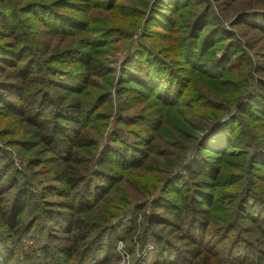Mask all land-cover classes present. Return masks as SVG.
Here are the masks:
<instances>
[{"label":"trees","instance_id":"1","mask_svg":"<svg viewBox=\"0 0 264 264\" xmlns=\"http://www.w3.org/2000/svg\"><path fill=\"white\" fill-rule=\"evenodd\" d=\"M3 1L0 0V3ZM114 1L120 0H55L49 4H27L23 11L29 13V17L35 16L42 24L45 30L43 32L48 35L46 42H36L37 45L32 43L28 33L21 32L25 28L19 18L0 11V28L5 29V42L0 44V109L4 110L9 119L27 129L20 128L22 136L15 140V144L20 143L25 154H30V150L36 146L45 151L46 161L51 163L52 179L56 184L46 190L51 191L50 195L68 199L59 205L42 200L38 216L29 223H21L22 206L32 203V193L25 187L15 190L10 206L5 210L0 208V219L7 233H0V264H16L12 259L23 253L21 250L25 237L37 219L45 232L38 248V253L45 262L36 264H68L70 261L69 264H80L88 252L96 255L98 249L114 250L117 241L125 244L134 241L140 249H144L143 246L149 238L146 231L151 225L167 227L170 232L177 234L175 238H166L159 230L150 233L156 250L152 264H264L263 249L255 246L252 241L256 234L241 233L243 227L242 230L238 229L240 223L247 219L264 243V207L261 209L257 206L259 200L253 195L245 196L244 191H241L235 203L220 202L221 194L215 196L214 190L210 192V186H207L213 184L217 167L213 168L205 159L203 161V158L199 160L195 157L197 162L187 164L183 168V175L171 176L176 164L162 161L164 154L160 149L168 146L173 139L184 140L180 135L184 128L187 127L190 131L192 129L185 119L196 116L192 111L194 106L191 105L195 103L186 94L189 83L196 76L199 83L209 89L207 92L210 97L221 101L218 111L229 109L231 99L237 91L231 80L234 70L231 61H239L241 67L243 64H250L246 58L240 57L245 55L244 50L240 45L235 50L231 42L228 45L223 44L226 40L222 34L224 30L213 23L211 35L202 39L199 44L205 49L208 48L212 54H205L204 57L213 60L214 50L220 49L221 60L225 61L221 66L209 68L208 64L199 68L198 60L192 61L191 55L186 53L177 64V69L188 74V77L174 76L171 67L164 68L167 72H163L169 76H162L159 72L153 76L147 75L150 68L154 67H148V58L144 59L147 66L142 59L134 58L130 63L133 65L123 67L120 78L113 81L110 76L112 70L102 59L104 54L113 49V41L105 36V30H96L95 19L101 18V14L94 10H104L108 18L117 19ZM203 2L208 10L207 1L194 0L192 5L199 6ZM58 5L70 8L73 17L68 14L64 17L53 14L51 8ZM206 10L197 13L192 20L191 29L197 31L195 33L203 32L198 27L200 21L208 24L213 22V18L202 20L207 15ZM36 11H49V14L40 16ZM262 14L264 15L263 11L243 9L235 15L231 25H237L247 17ZM53 16L52 21L50 19ZM192 39L195 42L197 40L194 35ZM54 40L56 44L53 45ZM205 62L207 61L200 60V63ZM246 71V77H251L249 71ZM219 73L226 76H216ZM238 73L235 72L236 75ZM251 81L254 82L251 92L239 100L236 99L232 106L238 111L248 112L254 120L263 121L259 116L264 114V85L260 81ZM112 93L124 99L140 96L148 99L153 96L163 116L133 118L120 114L127 109L120 108V116L115 120L112 137L99 150V143L104 141L105 128L111 115ZM223 96L227 100L223 101ZM249 106L252 108L249 109ZM166 108L179 113L174 120L181 126H171L164 121ZM121 126L138 128L141 133L132 135L133 140L129 141L119 136ZM17 133L18 131L15 135ZM29 137L30 140H27ZM238 137V132L230 127V122H214L206 128L202 144L196 146V153L201 150L204 153L214 152L215 159L223 160L228 156V153L221 152L224 147L243 143ZM254 155L258 158V166L255 168L264 165V149ZM94 160L97 167L92 170ZM37 163L38 160L32 162ZM191 165L196 166L192 168ZM203 167L206 168L203 170ZM160 168L162 170H158ZM156 172L164 176V193L169 191L167 186L171 187L173 197L160 195V200L149 202L148 206H134L133 212L129 210L122 220L115 222L117 224L111 223L110 217L99 220V225L89 222L90 219L85 216L88 209L99 202L98 207L109 201L105 195L115 191L114 188L123 181L124 176L141 179L144 174ZM198 177L205 182L195 181ZM181 181L182 186H178ZM121 192L122 190H116L118 201L126 206L127 202ZM202 198L209 203V208L204 207ZM214 199L216 213L225 212L218 215L221 220L219 226H212L214 224L211 219L214 216H208ZM252 199L255 201L251 202ZM224 202L227 204H223ZM147 209L150 210L149 216L146 214ZM160 211L162 213L158 214ZM130 213H133L132 217ZM141 216L147 217L148 223L139 231L137 217L140 219ZM225 218L228 220L225 221ZM213 227H216V231ZM212 234L216 238H212ZM213 242L224 247L221 255L210 248L209 245L213 246ZM79 243L82 244V251H78ZM61 255L68 261L61 263L58 258ZM94 264L112 263L106 255Z\"/></svg>","mask_w":264,"mask_h":264},{"label":"rangeland","instance_id":"2","mask_svg":"<svg viewBox=\"0 0 264 264\" xmlns=\"http://www.w3.org/2000/svg\"><path fill=\"white\" fill-rule=\"evenodd\" d=\"M53 1L55 0H4L0 3V11L6 12L9 16H16L19 18L20 21L24 23L23 28H25V30L23 31L22 29L21 32L28 33L29 39L33 44H36V42H46L48 35L43 32L45 30L35 16L31 15V17H29V13L23 11L24 7L32 2L49 4ZM193 1L194 0L114 1V13L117 19L108 18L104 10H94L101 14V18L95 19L96 23L94 26L96 30L102 32L105 30V36L113 41L111 45L113 49L104 54L102 59L105 65L112 70L110 76L113 81L120 78L123 67L125 68L128 65H133L130 63L134 58L142 59L146 66L147 63L144 59L148 58L150 60L148 67H154L150 68L151 72H147V75L156 76L155 74L159 72L162 76H169L163 72H167L164 68L171 67L174 71V76L188 77V74L177 69V64H179L186 53L191 55L190 59L192 61L197 62L198 60L197 64H199V68L208 64H210L209 68L215 65L218 67L225 63V61L221 60L222 52L220 49L214 50L215 53L213 56L215 59L213 60V58L204 57L205 54H211L210 50L208 48L205 49L199 44L202 39L205 37L208 38L211 35L213 23L218 24L217 28H223L224 31L222 34H224V38H226L223 44L228 45L230 44L229 42H231L235 50H237V47L240 45L241 49L245 52V55H240V57L243 56L250 62V64H243L244 66L241 67L239 61H231L232 65H234L231 80L237 90L234 97L231 99V105L226 111L219 112L217 108L221 106V101L213 100L207 92L209 89L201 85L196 76L194 81L189 83V89L186 94L189 95L192 102L195 103L191 105L194 106L192 111L195 112L196 116H188L185 119L190 123L192 129L190 131L187 127L184 128L183 133L180 134L184 140L178 138L173 139L169 143V145L171 144L170 146L168 145L160 148L164 154L161 159L168 164H176L171 175L175 176L176 174L183 175V168L187 164H192L193 161L197 162L195 157L199 160L203 158V161L205 159L213 168L217 167V171L213 178V184L207 186H210V192L214 190L215 196L221 194L219 198L220 202L225 201L228 203L232 201L235 203L240 192L244 191L245 196L249 194L257 198L259 200L257 206L263 209L264 165L255 168V166H258V158L254 153L257 151L261 152L262 149H264V114L258 115L263 121H257L252 119L248 112L238 111L232 105H234L236 99L239 100L251 92L250 90L254 84L251 79L260 81L264 85V15L247 17L245 19L246 22L242 19L243 21L234 26L231 25V23L235 15L243 9L251 8L253 11H263L264 13V0H201L209 2L208 10H206L207 5L204 2L199 6L197 4L193 6ZM204 10L207 11V15L205 18L202 17V20L208 21L210 18H213V22L208 24L205 21H200L198 27H200L199 29H202L203 32L195 33L197 31H194L193 28L191 29L193 24L192 20L195 19L197 13L200 14ZM36 12L40 16H47L49 14V11ZM51 12L56 16L61 15L63 17L65 14L72 17L74 15L71 13L73 11L70 10V8H66L64 5L51 8ZM74 12L76 11L74 10ZM38 14L37 16H39ZM50 20L53 21L54 16ZM4 32L5 29L0 28V44L5 42L3 40ZM193 35L196 36V42L192 39ZM228 38L230 41H228ZM184 42L185 44L183 45ZM52 44H56V40H54ZM202 50L204 51L202 52ZM200 60H205L207 62L200 63ZM61 67L65 68L64 66ZM206 70H208V67ZM246 70L249 71L251 77H246ZM219 71L221 72L222 69H219ZM236 71L239 72L238 75L235 74ZM216 76L225 77L226 75L219 73ZM150 94L153 93L150 92ZM216 94L219 95L220 93ZM223 97V101L227 100L225 96ZM214 98L219 99L216 96H214ZM154 99L153 96H150L148 99H143L142 96L134 99H124V97H119L117 94L112 93V102L110 103L111 115L108 118L105 128L104 141L99 143L98 149L101 150L107 143L106 140L112 137L111 134L115 120L119 118L120 114H125L133 118L140 116H148L151 118H156V116H158L161 118L163 113L160 111V108L156 106ZM120 108L127 109L124 113L119 114L118 111ZM180 108L183 109V107ZM251 108L252 106H249V109ZM177 114L179 113L176 110L166 108L164 110V121L171 126H181L177 120H174L177 118ZM214 122L219 124L230 122V127L239 134L240 138L238 137L237 139L243 140L241 145L234 146L231 144L229 147H224L221 152L222 154L228 153V156L223 160L215 159L216 155L214 152L204 153L205 151L201 150L198 154L196 153V146L202 144L201 141L206 128L208 129ZM20 128L27 130L15 120L9 119L4 110L0 109V179L2 180L0 181V187L6 186L0 188V208L5 210L7 206H10L15 190L24 187L27 188L32 193V203L27 204L26 207L25 205L22 206L23 212L20 215V221L21 223H29L38 216V209L42 207V200L55 202V204L59 205L60 203L66 202L68 199L50 195L51 191L46 190L49 189V186H56L52 179L51 163L46 161V153L42 151L40 146L34 147L30 150L31 153L27 155L22 151L20 143L19 145L18 143L15 144V140H19L22 136V134L20 135ZM121 128L122 131L119 132V136L129 141L133 140L132 135H139L141 133L139 129L135 127L121 126ZM225 129H228V127H225ZM17 131L18 133L15 135ZM170 134H173V132ZM27 140H30V137ZM35 160H38V163L32 164ZM194 166L196 165H193L192 168H195ZM96 167V161L94 160L92 162V170ZM205 168L206 167H203V170ZM158 170L162 169L160 168ZM163 177L161 173L157 172L144 174L141 179L132 176H124L123 181L114 188L115 191H110L111 193L108 192L105 195L109 201L98 207L100 205L99 202L96 206H92L88 209V213L84 215L90 219V223L94 222L96 225L101 224L99 220L108 219L109 217L111 218V223L114 224L122 220L127 212H130L129 210L133 212L132 208H134V206L136 207L142 204H147L148 206L149 202L157 201L160 195L171 198L174 194L173 192L171 193V191H173L171 187L169 188L167 186V190L169 191L168 193H164ZM195 181L205 182L200 177L196 178ZM182 182L183 181L177 185L182 186ZM116 190H122L121 196L126 200V206L120 204V201H118L119 197L116 194ZM201 200L204 203V207L209 208V203H206L204 198ZM254 201V199L251 200V202ZM225 202L223 204L226 205L227 203ZM215 203L214 199V202L211 203L212 206L210 207L208 216H214L211 219V222L214 224L212 226H219L221 220L218 215L224 214L225 212L216 213V210H214ZM257 211L259 210L257 209ZM149 213L150 210L147 209L146 214H148V216ZM160 213L162 212H158V214ZM253 214H255L254 211ZM132 215L133 213H130L131 217ZM146 218L147 217L141 216L139 219V217H137V227L139 231L148 223ZM151 218L152 216L150 219ZM227 220L228 219L225 218V221ZM241 227H243V231H240L241 233L256 234L255 237L251 235L252 238L254 237L252 241L255 246L261 247L264 251L263 239L257 234L258 231L247 222V219H244V221L240 223V228L238 229L242 230ZM213 228H215L216 231V227ZM158 230L166 238H175L174 236L177 235L172 231L170 232V229L167 227L151 225L146 231V236L149 238L147 243L143 246L145 247L144 249H140L138 244L134 241L127 242L126 244L117 241L114 250L106 251L104 249H98L96 255H90L91 253L88 252V255L84 257L80 264H94L106 255L111 260L112 264H152L156 250L155 243L150 233L153 231L157 232ZM5 231L6 228L0 219V233L6 235L7 233ZM53 231L54 230H51V232ZM55 233L56 231L53 232V234ZM27 235L21 250L23 253H19L13 257L12 262L16 264H36L45 262L38 253L39 245L45 237V232L42 230L41 223L38 219ZM212 238H216V235L212 234ZM174 243L177 244L176 241ZM215 243L216 242H213L214 245L209 246H211L210 248H213L217 254L221 255L220 252L224 247L221 244L216 245ZM78 247V251H82L81 243L78 244ZM0 250H2L1 247ZM58 258L61 260V263L68 261L64 255ZM71 264L74 263L72 262Z\"/></svg>","mask_w":264,"mask_h":264}]
</instances>
